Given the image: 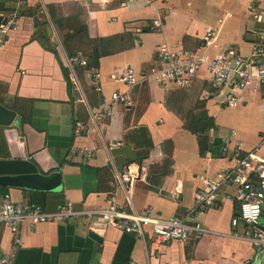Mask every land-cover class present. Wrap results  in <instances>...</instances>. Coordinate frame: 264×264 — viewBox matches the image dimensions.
<instances>
[{
    "label": "crops",
    "instance_id": "0c3cea01",
    "mask_svg": "<svg viewBox=\"0 0 264 264\" xmlns=\"http://www.w3.org/2000/svg\"><path fill=\"white\" fill-rule=\"evenodd\" d=\"M0 2L12 8L0 15H18L17 28L0 44V103L10 108L14 98L34 101L29 123H22L17 115L12 127H0V159L27 158L43 173L58 172L63 179L60 193L0 186V202L10 194L14 202L55 212L67 203L100 210L113 201L127 213L142 214L151 207L163 220L184 219L205 181L234 166L233 152L222 151L226 137H233L232 151L238 147L241 156L254 154L264 162V86L257 80L230 103L228 91L213 92L206 69L188 88L142 81L130 89L111 78L128 67L140 78L148 76L158 65L162 44L206 59L236 48L243 57L264 65V56L255 57L264 41V0ZM28 10L38 13L20 17ZM36 22L44 24L39 30L41 40L36 39ZM157 22L161 27H156ZM209 34L215 41L207 46L203 38ZM91 40H101L98 81L92 79V69L71 70L65 61L77 53L89 61L95 49ZM115 91L126 94L133 105L114 104L106 122L76 137V121L90 119L87 104L96 108L109 102ZM200 119L205 127L214 124L205 155L200 153L197 136L187 130ZM140 127L149 130L154 143L142 163L135 162L138 154L126 139ZM11 131L15 135L8 136ZM82 148L94 150L96 156H81ZM166 162L171 164L169 174L150 181V167ZM134 166L128 192L120 178L124 172L132 174ZM101 168L109 172L100 177L96 169ZM236 214L234 202L225 201L191 218L206 233L192 236L186 244L161 247L114 227L94 232L80 219L35 228L23 224L22 243L14 252L10 230L0 226V254L14 255V264H264V252L258 253L244 238V225L232 226ZM261 223L264 226V206ZM91 232L101 240L92 238Z\"/></svg>",
    "mask_w": 264,
    "mask_h": 264
},
{
    "label": "built area",
    "instance_id": "2783aa9c",
    "mask_svg": "<svg viewBox=\"0 0 264 264\" xmlns=\"http://www.w3.org/2000/svg\"><path fill=\"white\" fill-rule=\"evenodd\" d=\"M8 17L7 24L0 28V44L18 26V15L11 14ZM156 27H161V23L157 22ZM203 41L205 45H211L215 41V36L206 35ZM158 56V65L152 68L146 77L140 78L132 67H128L123 72L112 74L111 78L130 89L142 81L160 86L188 88L198 78L200 71L206 69L213 92L228 91L230 103L237 102L239 94L246 90L253 80H257L264 86V65H259L257 59L243 57L236 48L214 59H206L177 51L168 44H162ZM263 56L264 41L255 51L256 58ZM65 61L67 68L71 70L77 67L88 69V59L82 53L67 56ZM91 74L92 79L98 81L100 77L98 69H92ZM95 88L101 91L97 83ZM114 104L126 107L133 105L128 96L120 91H115L109 102H102L96 108L87 104L90 119L88 122L76 121L74 129L76 137H84L90 134L93 128L106 122L112 114ZM232 139V136L224 139L222 151L233 152L234 166L219 172L215 178L205 181V187L196 192L194 206L184 219L176 217L163 220L154 214L151 207L142 214L127 213L118 209L113 201L106 209L86 210L73 203H67L57 211L49 212L37 204L14 202L11 195L6 194L0 202V226H6L10 230L14 252L22 243L23 224L35 228L51 222L74 223L80 219H85L94 232L114 227L121 232L134 234L137 238L149 239L155 246L161 247L172 242L186 244L192 236L206 233L207 230L198 223H192L191 218L225 201H232L237 207L232 226L237 227L243 224L244 238L253 244L258 253H262L264 252V226L261 223L264 206V162L254 154L241 156L238 147L232 151ZM78 152L81 156L89 158L96 156L94 150L87 148L79 149ZM120 179L121 185L129 192L134 179L130 172H124ZM228 189L234 191L230 192ZM13 256L0 254V264H14Z\"/></svg>",
    "mask_w": 264,
    "mask_h": 264
},
{
    "label": "trees",
    "instance_id": "16d2710c",
    "mask_svg": "<svg viewBox=\"0 0 264 264\" xmlns=\"http://www.w3.org/2000/svg\"><path fill=\"white\" fill-rule=\"evenodd\" d=\"M12 10L11 7L7 6L6 4L0 2V14L8 13ZM38 12L28 10L26 12H20V17L22 16H28V17H35ZM43 23H37L36 22V39H40L41 32L39 31L40 28L43 26ZM41 26V27H40ZM41 40V39H40ZM90 43L94 45V51L90 55L89 61H88V69H97L99 67L100 59L102 58L103 54L101 53V50L98 43H101V40H91ZM74 55V54H73ZM66 72L65 74L68 75V70L64 69ZM66 75V76H67ZM1 101V100H0ZM11 110L15 111L16 114L19 116V119L22 123H29L32 112L34 109V101L26 100L23 98H14L12 105L10 106ZM214 127L213 125H208V127H205L203 124V120L200 119L198 123H193V125H189L187 127V130L195 134L198 138L200 153L202 155H205L206 152L210 149L209 144V136L208 132L210 131L211 127ZM126 139L128 140V146H132V148L137 152L138 158L135 160V162L142 163L143 159H146L150 156L151 151L154 148V143L151 138L150 132L147 128L140 127L137 130H134L133 132H130ZM9 155H6L8 157ZM170 163L166 162L162 166L159 165H152L150 167V181L153 180L157 181L161 177L166 176L169 174V167ZM96 171L99 173L100 177L103 172H109L107 168H101L96 169ZM114 194H110L109 196H112Z\"/></svg>",
    "mask_w": 264,
    "mask_h": 264
},
{
    "label": "water",
    "instance_id": "95a60500",
    "mask_svg": "<svg viewBox=\"0 0 264 264\" xmlns=\"http://www.w3.org/2000/svg\"><path fill=\"white\" fill-rule=\"evenodd\" d=\"M8 19L9 17L7 15H0V28H3L7 24ZM16 120V112L0 103V127L10 128L14 125ZM10 134L15 135L14 131H11L8 136H10ZM20 143L24 145V140L22 138H20ZM135 171L136 168L134 166L131 172L132 177ZM0 186L60 193L63 191V179L62 175L58 172H53L51 174L43 173L36 163L27 158L0 159ZM90 236L95 240H101V238L93 232L90 233Z\"/></svg>",
    "mask_w": 264,
    "mask_h": 264
}]
</instances>
